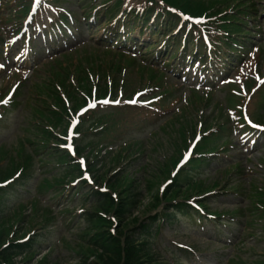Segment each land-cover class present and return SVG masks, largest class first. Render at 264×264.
<instances>
[{
	"label": "rangeland",
	"instance_id": "374dc122",
	"mask_svg": "<svg viewBox=\"0 0 264 264\" xmlns=\"http://www.w3.org/2000/svg\"><path fill=\"white\" fill-rule=\"evenodd\" d=\"M4 1L7 3L1 7L3 10V15L8 14L6 11L8 7H11L14 9V11H17V7H15V0ZM77 2L78 1H73L72 6H74ZM84 2L86 9L89 8L90 10L93 7L99 6V8H102L100 11H103L105 10V8L110 7L111 4V2L103 3L102 0H84ZM195 4L196 3L193 2L191 3V5ZM104 5L105 7H103ZM256 7L257 14L264 13V0H257ZM14 16L15 18H17L18 14H15ZM261 17L262 21L264 19V15H262ZM2 19L3 17L0 16V20ZM11 20L18 21L17 19H13V13L11 15ZM43 70L44 69L41 70L40 74L43 73ZM119 77L133 80L135 78V74L133 73V71L129 72L123 70L120 72ZM93 81L96 80L93 79ZM184 97L185 94L182 96V102H184ZM222 97L223 95H218L217 99H221ZM218 103L221 102L218 101ZM216 107L217 104L214 106V108ZM191 111L192 108L187 106L186 114H180V118L184 117V119H182V121L184 120L183 123H190L193 121L196 122V120H199L200 117H198L197 115L193 116L194 113H192ZM210 111V109L204 111L201 116V120L205 119L206 115H208ZM27 114L28 111L21 115L18 120L20 130H22L21 128L25 126ZM131 114L132 113H130V115ZM179 119L177 120L176 118L175 121L165 129V131L159 132L154 138L139 135V133H137V127L131 130V132L134 133L135 138L144 141L142 142L141 147L138 146L141 151L145 152L140 158L138 157L139 159H137V164H143L141 166V171L137 175H135L137 176V178H142L147 174H149V176H152V174L158 168L159 164H161L162 162L164 163L170 158V156H172L171 153L173 150L171 148V142L172 138L175 136V133H173V131L178 130ZM199 128L202 129V125ZM193 132L195 134L196 130H194ZM119 133L122 135L113 134L112 136L99 138L97 140L101 142H107L109 140L124 141V138L127 136L125 130L121 129ZM199 133L201 134L200 130ZM0 136L5 138L7 137L3 132ZM191 136L192 132L190 131L189 137ZM14 138H16V136L2 139V141L11 142ZM193 138H191L190 142ZM239 143L240 142L237 141L233 142V147L229 150L226 157H211L208 163L203 164L200 168L201 176H199L198 179L204 182V187H210L213 183L218 184V187L212 190L211 193L207 196L208 199L212 200V202H210V207L212 209H218V211L226 209H240L242 207L240 205L241 201L232 196L230 189H227L226 186L232 187L241 185L242 188L245 189L248 187L247 183H250L252 180H264V163L259 162L260 158L263 155V153L261 152H258L261 154L259 157H256L255 155H257L258 153H255L253 156H249L246 161L240 163V172H238V174L231 173L230 175H226V177L223 176V172L226 170L229 164H231V162H228L227 158L231 159L232 156L233 158L237 157L238 160L240 159L238 156H236V150L240 148ZM6 164V161L0 163L1 166H5ZM143 167H145L144 170ZM35 169L38 171L36 175H38L39 177H34V179L29 182L28 186L25 187V191L27 192L26 194H23L22 190L18 191L21 196L15 201V205L22 204L24 206V209L26 210V213H28L30 204H34L36 202V204H38L37 207L46 210H53L55 215V212H57L60 207L65 206L66 201L64 197H51L50 194L52 193V191L49 194L39 195L36 194L33 187L41 179V176L39 174L40 171H44L43 174H45V176H52L56 174L60 170V168L55 163H53L49 167H46L44 170L41 168L39 171L37 166L35 167ZM162 181L163 180H160L158 184L160 185ZM225 190L228 191L226 192ZM156 191V187H153L151 190V194H148L146 196V192H144L143 194L144 196H146L144 199V203L148 204L149 202H151L150 197L154 195ZM35 196L37 197V200H35ZM146 211L147 210L141 209L139 210V213L137 215L142 217L143 215H145V213H147ZM79 215L80 214H77V210H72L70 214L57 213L58 221L53 224L51 228H49V230L51 229L49 231L51 232V235L44 242V245L46 246L45 251L49 247L52 248L49 254V261L52 262V264H54L55 262H57L58 264H65V261L72 256L70 251H72V248H76V244L79 242V238L82 234L83 229L85 228V223L82 221L79 222ZM71 221H73V223L72 225H69L71 224ZM160 236L163 245L169 247L171 250H174V244H178L182 247L191 246L193 248L199 249V251L195 252L194 255H184V264H225L226 260L230 256V253L233 252V245L236 243L233 235L231 238H228L227 231L220 227L214 228L210 223L206 224L202 228L194 225L190 227L183 221H178L173 225L163 223L160 231ZM246 236L247 231L243 233L242 238ZM228 241H230L231 244H228ZM239 250L241 252H253L254 254H261L264 253V243L253 245L252 249H250L249 246H240ZM234 252H237V250L235 249Z\"/></svg>",
	"mask_w": 264,
	"mask_h": 264
},
{
	"label": "snow or ice",
	"instance_id": "6c2138e0",
	"mask_svg": "<svg viewBox=\"0 0 264 264\" xmlns=\"http://www.w3.org/2000/svg\"><path fill=\"white\" fill-rule=\"evenodd\" d=\"M103 103H107V101H103ZM81 163H83V161H81Z\"/></svg>",
	"mask_w": 264,
	"mask_h": 264
},
{
	"label": "trees",
	"instance_id": "16d2710c",
	"mask_svg": "<svg viewBox=\"0 0 264 264\" xmlns=\"http://www.w3.org/2000/svg\"><path fill=\"white\" fill-rule=\"evenodd\" d=\"M114 264V262H112Z\"/></svg>",
	"mask_w": 264,
	"mask_h": 264
}]
</instances>
